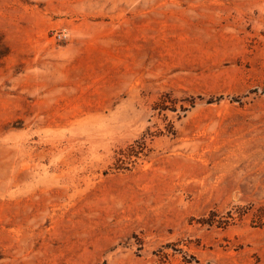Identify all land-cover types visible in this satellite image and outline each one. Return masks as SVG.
Here are the masks:
<instances>
[{
  "label": "rangeland",
  "instance_id": "rangeland-1",
  "mask_svg": "<svg viewBox=\"0 0 264 264\" xmlns=\"http://www.w3.org/2000/svg\"><path fill=\"white\" fill-rule=\"evenodd\" d=\"M0 264H264V0H0Z\"/></svg>",
  "mask_w": 264,
  "mask_h": 264
}]
</instances>
